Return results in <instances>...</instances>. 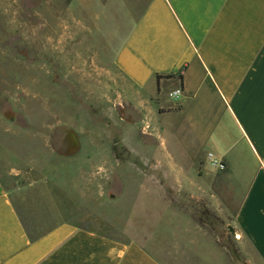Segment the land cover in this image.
I'll list each match as a JSON object with an SVG mask.
<instances>
[{"label":"rangeland","instance_id":"374dc122","mask_svg":"<svg viewBox=\"0 0 264 264\" xmlns=\"http://www.w3.org/2000/svg\"><path fill=\"white\" fill-rule=\"evenodd\" d=\"M138 10L0 0V176L33 234L71 220L139 239L166 264H262L228 218L165 172L189 184L184 128L155 137V86L143 109L115 60Z\"/></svg>","mask_w":264,"mask_h":264},{"label":"crops","instance_id":"0c3cea01","mask_svg":"<svg viewBox=\"0 0 264 264\" xmlns=\"http://www.w3.org/2000/svg\"><path fill=\"white\" fill-rule=\"evenodd\" d=\"M119 2L139 10L116 63L137 86L141 107L145 87L155 86V137L167 126L184 128L195 168L189 184L153 158L228 218L264 264V0ZM0 264L166 263L139 239L71 220L33 234L0 176Z\"/></svg>","mask_w":264,"mask_h":264},{"label":"built area","instance_id":"2783aa9c","mask_svg":"<svg viewBox=\"0 0 264 264\" xmlns=\"http://www.w3.org/2000/svg\"><path fill=\"white\" fill-rule=\"evenodd\" d=\"M182 89L180 87L174 88L172 90H170V95L172 97H178L181 93Z\"/></svg>","mask_w":264,"mask_h":264}]
</instances>
